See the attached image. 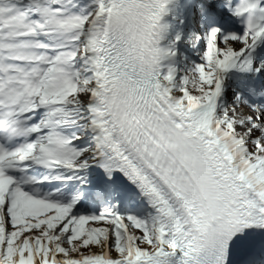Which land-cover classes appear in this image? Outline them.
I'll use <instances>...</instances> for the list:
<instances>
[{"label":"snow or ice","instance_id":"snow-or-ice-1","mask_svg":"<svg viewBox=\"0 0 264 264\" xmlns=\"http://www.w3.org/2000/svg\"><path fill=\"white\" fill-rule=\"evenodd\" d=\"M0 264H264V0H0Z\"/></svg>","mask_w":264,"mask_h":264}]
</instances>
